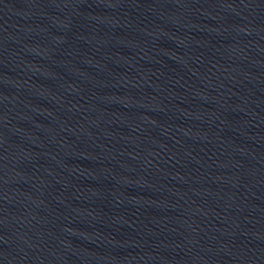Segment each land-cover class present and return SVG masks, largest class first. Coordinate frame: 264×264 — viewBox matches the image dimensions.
<instances>
[{"label": "water", "instance_id": "water-1", "mask_svg": "<svg viewBox=\"0 0 264 264\" xmlns=\"http://www.w3.org/2000/svg\"><path fill=\"white\" fill-rule=\"evenodd\" d=\"M0 264H264V0H0Z\"/></svg>", "mask_w": 264, "mask_h": 264}]
</instances>
